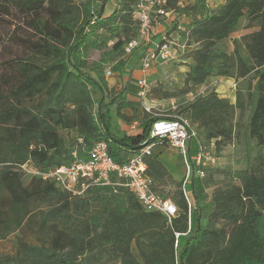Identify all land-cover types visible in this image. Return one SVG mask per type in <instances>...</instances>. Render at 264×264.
<instances>
[{"label":"trees","instance_id":"1","mask_svg":"<svg viewBox=\"0 0 264 264\" xmlns=\"http://www.w3.org/2000/svg\"><path fill=\"white\" fill-rule=\"evenodd\" d=\"M167 1L173 12L170 32L188 14L191 21L184 32L188 30L200 44L185 87L191 90L211 76L232 78L234 69L237 78L254 72L255 83L246 89L253 105L249 136L263 147L264 0H224L216 11L207 7L206 0ZM107 2L0 0V29L4 19L14 29L0 46L6 44L5 53L16 52L0 70V241L25 225L35 237L34 242L17 238L14 252L1 254L0 264H264V152L253 167L226 171L235 184L214 187L204 206L195 199L194 233L193 205L189 208L182 181L174 182L153 156L146 162L155 185L175 186L171 194L154 186L178 209L170 223L159 213L146 212L120 185L90 186L83 196L75 197L35 177L23 184L20 166L46 171L69 164L73 150H80L78 139L86 149L106 142L109 155L122 164L151 141L154 121L176 119L148 113L139 118L136 101L108 88L104 66L116 55H125V45L137 37V25L132 15L136 0H115L109 14ZM242 19L247 28H257L243 39L248 62L238 53L228 55L216 47ZM100 31L103 39L97 35ZM104 48L109 49L101 58L88 61L91 51ZM126 65L125 60H117L111 69L122 75ZM236 110L243 112L239 94L231 104L215 92L181 109L218 148L233 138ZM138 119L141 132L117 135L118 121L127 126ZM176 233L184 234L179 248L174 246Z\"/></svg>","mask_w":264,"mask_h":264},{"label":"rangeland","instance_id":"2","mask_svg":"<svg viewBox=\"0 0 264 264\" xmlns=\"http://www.w3.org/2000/svg\"><path fill=\"white\" fill-rule=\"evenodd\" d=\"M217 3L218 2H216V0H206L207 7L214 11H216L218 7L224 3V0H222L221 3L219 2V4ZM214 5L215 7L211 8V6ZM4 20L6 21L4 28H2V30L0 29V43L3 38V42L7 43V34L13 33L14 30L13 26H9L11 22L8 19ZM256 30L257 28H247V21L242 19L240 20L234 33L229 38L218 42L216 47L228 55H234L235 53H238L245 62H248V56L244 48L243 39L245 36L253 33ZM97 35H99L102 39L104 37L103 31L98 32ZM167 39L173 43L172 46L175 51L174 58L167 63L154 64L151 67L149 70V76L147 77L149 90L144 99L134 96L135 80L133 79V77H135L133 73L140 69V57L144 49L136 50L131 56H126L124 54L116 55L115 58L104 67L106 68L105 70L110 69L112 74H114V77L113 75L112 77L117 79L116 84L118 87H116L115 93L122 92L124 93V97L134 100L136 103H138L137 110L139 112V118H142L145 113H148L152 117L166 116L186 119L191 125L192 129H194L197 133V139L201 145L213 151L217 159L215 167L212 168V170L208 169L203 179L195 180V184L197 182V187L195 190H193V192L190 189V185L186 189L187 195L192 202V205L195 199H198L199 205L202 207L210 201L214 187L220 186L226 188L228 185H232L233 183L235 184V182H229V179L225 174L226 171L243 170L253 167L255 165L256 157L264 152V146H258L257 141L249 136V120L252 114L253 105L247 100L246 89L249 85L251 88L254 85L255 74L252 72L246 78H237L234 69L231 71L234 75L232 78L211 76L204 82V84L193 87L190 90L189 88L185 87L184 80L189 67L194 64L193 56L200 44L189 37L188 30L186 32L181 30L177 32L176 35ZM160 41L161 40L154 41V44L160 43ZM154 44L152 49L155 48ZM4 47H7L6 44L0 46L1 71L3 70V62H5L6 59L14 56L16 53L12 50H10V53H5L3 50ZM12 48H14V46H12ZM108 49L109 48H104L101 50V52L91 51L88 55V61L90 62L92 60H98L102 57V53H106ZM103 57L106 59L108 58V56ZM117 60H125L127 62L126 68L122 73L124 76L116 75L111 69ZM211 92L217 93V95L220 97H223L225 95L224 93L226 92V95H230L232 100L235 101L236 95L239 94L240 102L243 104V112L240 113L239 110H236L235 113L233 121L235 129L231 142L220 148L216 146L215 140H212L211 142L207 141L203 131L196 125L192 124L188 120L187 115L181 111V109L188 103H191L196 98ZM165 95L170 96L169 98H166ZM93 97L94 99L98 98L96 91L93 92ZM140 120L141 119H138L136 122L125 126V128H127L126 130H117V135L122 137L123 133L132 134L135 132H141L142 126H140ZM131 126H133V128H131ZM62 136L66 139V141L70 142L71 139L66 135V133H62ZM153 157H155V159L161 163L162 161L167 162L166 165L169 167L171 172H181V176L177 178L174 177L173 173L171 174L169 172L174 182H179L185 176V169L182 162H180L178 154L170 147H165L162 153H158V149H154ZM30 179V175H24L23 184L28 185ZM156 187L158 190L166 194H171L175 189L174 185H157ZM206 213H208V210H206ZM191 215L193 216L192 212ZM203 220L204 221H202V224L204 225L206 224V221L205 219ZM19 237H23L24 240L28 242L35 241L34 234L28 229V226L25 225L20 231H17L7 237L5 240L0 241V255L14 252L17 238Z\"/></svg>","mask_w":264,"mask_h":264},{"label":"built area","instance_id":"3","mask_svg":"<svg viewBox=\"0 0 264 264\" xmlns=\"http://www.w3.org/2000/svg\"><path fill=\"white\" fill-rule=\"evenodd\" d=\"M167 2V0H136L133 6L132 15L137 25V37L125 45L124 53L130 56L136 50L144 49L140 57L139 76L135 81V94L141 99L145 98L149 90L147 77L151 67L154 64L167 63L174 58L173 43L167 39L171 38L169 34L157 44H154L152 38L154 25L170 23L173 12L167 8ZM181 30L184 28L178 24L173 32L176 34ZM153 44L154 49H152ZM104 75L107 79L111 78V70H105ZM150 139L149 143L128 156L122 164L116 163L109 155L106 142H96L86 149L82 147L81 139H78L80 150H73L71 163L46 171H38L27 164L20 168L25 175L53 182L61 190L75 197L83 196L90 186L120 185L134 195L146 212L159 213L170 223L177 215L178 209L169 198L162 197L154 191L155 182L147 173L146 161L153 156L154 148L167 145L181 158L185 169L182 191L189 208L191 201L186 190L189 182L203 179L206 171L215 167L217 159L212 150L201 145L197 139V133L186 119L154 121L150 129ZM193 141L196 149L194 155L191 152ZM183 236L184 234H175V248H179V242Z\"/></svg>","mask_w":264,"mask_h":264},{"label":"crops","instance_id":"4","mask_svg":"<svg viewBox=\"0 0 264 264\" xmlns=\"http://www.w3.org/2000/svg\"><path fill=\"white\" fill-rule=\"evenodd\" d=\"M221 1L222 0H216V2H218L217 4H219V2L221 3ZM184 4H187V3H184ZM179 5H183V4H179ZM113 7H115V0H108V2L106 3V5H105V13L106 14H109L112 10H113ZM213 7H215V5L214 6H211V8H213ZM190 21H191V19H190V17H189V15L188 14H183L180 18H179V20H178V23L179 24H181L182 25V27L183 28H186V26L190 23ZM170 30H171V28H170V26L168 25V23H160V24H156V25H154V28H153V31H152V38H153V40L154 41H158V40H162V38L165 36V35H167V34H169V36H174V35H176L174 32H170ZM176 39V38H175ZM115 74L116 75H119L118 73H116L115 72ZM113 75V77H114V74H112ZM133 75L135 76V77H133V79L136 81V79L138 78V76H139V70L138 71H135L134 73H133ZM121 76V75H120ZM122 76H124V75H122ZM148 76H149V73H148ZM113 77H111V78H105L106 79V81H107V84H108V88L109 89H113L114 90V93H115V91H116V87H118V85L116 84V78H113ZM135 81H134V85H135ZM114 82V83H113ZM135 87V86H134ZM135 92V91H134ZM120 93H122V92H120ZM120 93H115V95H119ZM225 95L223 96L224 98H228L229 99V102L231 103V104H234L235 103V100H232V98L230 97V95H226V92L224 93ZM126 113V114H128V111H123V113ZM118 125L120 126V129H123V130H126L127 128H125V125H123V124H121L120 123V121H118ZM131 128H133V126H131ZM165 147H169V146H167V145H159V146H157V147H155L154 149H158V153H162L163 152V150L165 149ZM171 148V147H170ZM172 149V148H171ZM173 151H175L174 149H172ZM195 142L193 141L192 143H191V152H192V155H194V152H195ZM176 152V151H175ZM177 153V152H176ZM153 155H154V151H153ZM179 156V155H178ZM179 159H180V162H182L181 161V158L179 157ZM166 163L167 162H163L162 161V164L165 166V168L168 170V172H170L171 174L173 173L174 174V177H180L181 176V172H171L170 171V169H169V167H167V165H166ZM173 176V175H172ZM196 180V179H195ZM195 180H193V181H190L189 182V184H188V186L190 185V189H191V191L193 192V190H195L196 189V187H197V182H196V184H195ZM180 181H182V180H180ZM196 202V201H195ZM197 203V202H196ZM196 205V204H195ZM191 212L193 213V216H192V219H193V224H192V226H191V231H192V233H194L195 232V230H196V228H197V221H196V219H197V209H196V207H193V211L191 210ZM196 213V214H195ZM202 221H204V220H202ZM201 221V222H202ZM203 225V224H202Z\"/></svg>","mask_w":264,"mask_h":264},{"label":"water","instance_id":"5","mask_svg":"<svg viewBox=\"0 0 264 264\" xmlns=\"http://www.w3.org/2000/svg\"><path fill=\"white\" fill-rule=\"evenodd\" d=\"M121 143V142H120Z\"/></svg>","mask_w":264,"mask_h":264}]
</instances>
